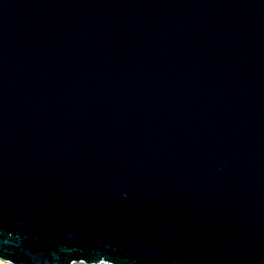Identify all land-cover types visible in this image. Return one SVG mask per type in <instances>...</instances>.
Returning <instances> with one entry per match:
<instances>
[{
    "label": "water",
    "instance_id": "obj_1",
    "mask_svg": "<svg viewBox=\"0 0 264 264\" xmlns=\"http://www.w3.org/2000/svg\"><path fill=\"white\" fill-rule=\"evenodd\" d=\"M0 258L264 264V0H0Z\"/></svg>",
    "mask_w": 264,
    "mask_h": 264
},
{
    "label": "bare ground",
    "instance_id": "obj_2",
    "mask_svg": "<svg viewBox=\"0 0 264 264\" xmlns=\"http://www.w3.org/2000/svg\"><path fill=\"white\" fill-rule=\"evenodd\" d=\"M0 264H14V263L0 258ZM72 264H86V263H83V262H74Z\"/></svg>",
    "mask_w": 264,
    "mask_h": 264
}]
</instances>
